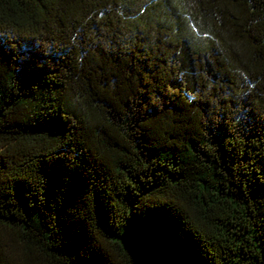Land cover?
<instances>
[{
  "label": "trees",
  "instance_id": "trees-1",
  "mask_svg": "<svg viewBox=\"0 0 264 264\" xmlns=\"http://www.w3.org/2000/svg\"><path fill=\"white\" fill-rule=\"evenodd\" d=\"M0 264H264V0H0Z\"/></svg>",
  "mask_w": 264,
  "mask_h": 264
}]
</instances>
